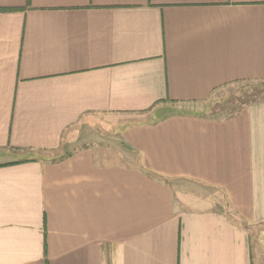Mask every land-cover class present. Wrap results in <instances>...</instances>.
Returning <instances> with one entry per match:
<instances>
[{"label": "crops", "instance_id": "0c3cea01", "mask_svg": "<svg viewBox=\"0 0 264 264\" xmlns=\"http://www.w3.org/2000/svg\"><path fill=\"white\" fill-rule=\"evenodd\" d=\"M237 83L264 0H0V264H264V100L188 112Z\"/></svg>", "mask_w": 264, "mask_h": 264}, {"label": "rangeland", "instance_id": "374dc122", "mask_svg": "<svg viewBox=\"0 0 264 264\" xmlns=\"http://www.w3.org/2000/svg\"><path fill=\"white\" fill-rule=\"evenodd\" d=\"M247 89L248 87L240 83L226 86L225 88L214 92L204 102L193 104L192 108L188 106V108L191 109H188V112L195 115H203L205 117H211L215 119H225L231 117L236 112H238L239 109L247 106L252 101L264 100V92L257 94L256 96V94H250ZM248 94L250 96H248ZM101 122L102 123L96 122V125H82V129L78 130L79 136H83L85 132H89L88 134H106V136H104V140L107 141L105 142L112 146L114 150L117 149L115 148L116 145L117 147L120 146L115 139L118 135V130L113 125H111V121L105 122L104 120H102Z\"/></svg>", "mask_w": 264, "mask_h": 264}, {"label": "trees", "instance_id": "16d2710c", "mask_svg": "<svg viewBox=\"0 0 264 264\" xmlns=\"http://www.w3.org/2000/svg\"><path fill=\"white\" fill-rule=\"evenodd\" d=\"M248 96H250V95L248 94Z\"/></svg>", "mask_w": 264, "mask_h": 264}]
</instances>
